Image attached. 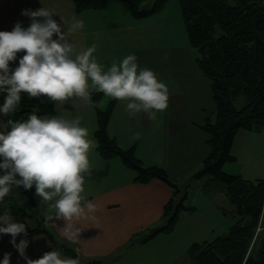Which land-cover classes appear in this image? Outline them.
Returning <instances> with one entry per match:
<instances>
[{"label": "crops", "instance_id": "crops-1", "mask_svg": "<svg viewBox=\"0 0 264 264\" xmlns=\"http://www.w3.org/2000/svg\"><path fill=\"white\" fill-rule=\"evenodd\" d=\"M42 7L55 11L53 19L61 24L64 31L71 25L73 17L82 19L84 28L69 33L68 39L76 45L77 50L97 44L94 55L104 67L110 66L114 60L120 61L134 54L141 67L152 69L166 85L170 81L169 106L164 112L157 113L155 120L145 113L129 117L125 111L127 101H118L102 93L99 107L106 109L110 103L113 104L107 131L120 147H134L140 159L172 171L180 166L183 153L204 160L210 153V147L200 124L216 112V105L211 81L197 65V54L195 56L190 47L186 46L187 51H182L180 46H174L175 37L171 27L180 26L182 18L176 0H169L163 11L144 19H136L129 6L119 0H111L102 9L91 8L81 12H77L73 0H0V31H11L17 22L27 28L31 20L22 15V11H35ZM53 38H56L55 34ZM165 43L170 46L167 55L162 54V50L166 52ZM166 57L169 69L166 67ZM40 98L53 104L56 115L69 119L80 117L81 126L88 129L89 139L97 143L93 134L97 127V114L92 99L90 102L75 99L60 103L47 97ZM242 131V136L250 138V130H240L237 135ZM136 133L140 134L138 138ZM235 143L236 137L232 150ZM95 149L89 152L92 175L86 181L83 195L98 205L96 220L81 222L83 231L77 242H71L61 234L59 228L64 226L63 220L55 221L57 227L49 226L57 243L55 245L46 234L29 232L38 226L40 216L47 211L46 206L39 204L40 198L34 194L37 203L35 215L13 216L15 222L26 225L27 235H18L16 243L19 244L22 239L28 241L25 250L28 258L32 259L47 250L61 251L62 255L68 257L60 248L66 245L75 250L79 261L101 259L104 264H111L117 258L114 251L124 240L119 237L120 234L124 235L125 221L143 214L154 217L163 215L165 204L173 196V186L158 178L145 183L136 182L134 171L120 157L104 158ZM11 195L10 192L6 197ZM226 200L229 202L228 198ZM216 208L223 216L231 218L229 221L228 217H224L227 225L233 223L231 212H226L222 206ZM11 240L10 234H0V262L5 253H10V264L25 262L10 243Z\"/></svg>", "mask_w": 264, "mask_h": 264}, {"label": "clouds", "instance_id": "clouds-1", "mask_svg": "<svg viewBox=\"0 0 264 264\" xmlns=\"http://www.w3.org/2000/svg\"><path fill=\"white\" fill-rule=\"evenodd\" d=\"M21 14L30 17L27 28L17 22L11 31H0V94H6L0 115L8 118L0 120V170L4 172L0 175V203L13 187L30 190L35 186L39 204L47 208L44 226L57 227L55 221L63 220L61 234L77 242L83 231L81 222H94L99 211L98 205L83 195L92 175L89 152L96 144L81 126L80 117L32 112L27 119L11 118L20 108L22 93L60 103L75 99L90 102L94 93H103L127 101L129 117L145 113L155 120L157 113L169 106V89L156 72L141 67L134 54L104 67L94 55L97 44L77 50L68 35L84 28L82 19L73 17L64 31L53 19V9H26ZM21 52L24 55L13 70L10 62ZM139 135L136 133L137 138ZM0 234L11 235L10 243L27 264H80L56 250L36 260L28 258V241L16 243L18 235H27L26 225L15 222L6 205L0 214ZM10 258V253H5L0 264H10Z\"/></svg>", "mask_w": 264, "mask_h": 264}, {"label": "trees", "instance_id": "trees-1", "mask_svg": "<svg viewBox=\"0 0 264 264\" xmlns=\"http://www.w3.org/2000/svg\"><path fill=\"white\" fill-rule=\"evenodd\" d=\"M73 1L77 12H81L91 8H105L111 0ZM119 1L129 6L136 19L160 13L169 2L155 0L151 8L146 5L141 8L145 0ZM178 2L189 43L198 51L197 65L211 81L216 105L215 117L207 116L200 124L206 133L210 153L204 158L203 169L197 175L208 176L206 190L214 186L226 194L232 203L233 208L229 212L234 218L226 235H219L210 242L194 243L190 256L194 264H264V179H248L241 174H230L223 170L225 162L236 160L232 148L240 130H264V0ZM22 55L23 52L17 54V60L10 62V68L14 70L18 66ZM5 95L0 94V105ZM101 96L102 93H94L91 98L97 114L95 138L100 155L104 158L120 157L134 171L136 182L145 183L158 178L174 186L163 167L144 165L135 154L134 147L124 149L109 135L107 125L113 104L101 109ZM241 96L244 103L237 107L235 102ZM32 112L38 116L56 115L51 102L22 93L20 108L11 118L27 119ZM0 117L3 121L8 119L2 115ZM3 174V170H0V175ZM18 190V197L11 195L0 203V214L6 205L12 216L35 215V186L30 190L21 186ZM184 209L195 210V207L186 206L184 200L175 203V197H171L163 212L167 223L141 240L145 241L162 232L170 233L178 221L180 211ZM42 218L44 215L40 216L38 226L29 232L44 233L54 241L53 234L49 227L44 226ZM54 244L57 245L55 241ZM45 252L49 250L32 259H39Z\"/></svg>", "mask_w": 264, "mask_h": 264}, {"label": "rangeland", "instance_id": "rangeland-1", "mask_svg": "<svg viewBox=\"0 0 264 264\" xmlns=\"http://www.w3.org/2000/svg\"><path fill=\"white\" fill-rule=\"evenodd\" d=\"M154 1L145 0L140 7L145 8L146 5L151 8ZM176 1L179 4L178 0ZM171 29L174 31V46H180L182 51H187L186 46L190 47L195 56L198 55V51L187 44L189 39L183 18L180 20V26L171 27ZM165 46L166 52L162 50L163 55L170 53L168 43H165ZM167 59L168 57L165 60L166 67L169 69ZM167 87H170V81H167ZM243 103L242 96L235 102L237 107H241ZM211 117H215V112ZM242 133L244 132L242 131L236 136V143L232 150L233 154L238 155L236 160L225 162L223 170L230 174H241L248 179H264V130H261L260 133L255 130L248 131L250 138L242 136ZM95 144L97 149V143ZM142 161L144 165L154 164L148 163L146 160ZM179 162L180 166L176 167L174 171L161 167L167 171L170 182L175 186H173V191L176 192H173L175 203L184 200L186 206H194L195 210H181L178 221L170 233L162 232L145 241H142L141 238L151 234L154 229L164 226L167 223V218L163 215L154 217L151 214H143L140 215L141 217L135 216L125 221L123 224L124 235L120 234L119 237L120 240L121 238L124 240L114 251L117 258L111 264H194L190 256V249L194 243L210 242L219 235H226L231 222L227 225L224 217L228 216H223L216 206H222L226 212L230 213L229 211L233 208L232 203L226 200L227 196L224 192L215 189L214 186H209V189L206 190L205 184L208 181V176L197 175L203 169V160L183 153ZM18 192V188L15 187L11 190L12 195L17 196ZM229 219L231 220L230 217L227 220ZM120 226H122V221H120ZM79 262L88 264L87 261Z\"/></svg>", "mask_w": 264, "mask_h": 264}, {"label": "water", "instance_id": "water-1", "mask_svg": "<svg viewBox=\"0 0 264 264\" xmlns=\"http://www.w3.org/2000/svg\"><path fill=\"white\" fill-rule=\"evenodd\" d=\"M44 220V218H42ZM60 248L62 251L70 258L77 259V253L73 248H70L66 245H61ZM88 264H104L101 259H91L87 261Z\"/></svg>", "mask_w": 264, "mask_h": 264}]
</instances>
